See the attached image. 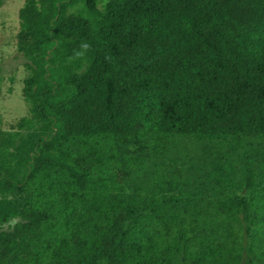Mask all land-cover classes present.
<instances>
[{
    "label": "trees",
    "instance_id": "16d2710c",
    "mask_svg": "<svg viewBox=\"0 0 264 264\" xmlns=\"http://www.w3.org/2000/svg\"><path fill=\"white\" fill-rule=\"evenodd\" d=\"M18 20L0 264H264V163L142 171L177 139L264 142V0H25Z\"/></svg>",
    "mask_w": 264,
    "mask_h": 264
},
{
    "label": "rangeland",
    "instance_id": "374dc122",
    "mask_svg": "<svg viewBox=\"0 0 264 264\" xmlns=\"http://www.w3.org/2000/svg\"><path fill=\"white\" fill-rule=\"evenodd\" d=\"M1 1L0 132L3 135L14 133L16 129H12L11 126L27 115L21 94L23 79L27 72L24 67L25 59L17 52L18 11L25 0ZM149 153V159L142 170L145 177H148L158 166L175 164L181 168L186 177H191L195 181L200 179L204 181L213 165L217 164L230 171L236 178H240L247 169L260 171L264 163V142L258 138H236L214 142L177 139L172 144L153 148ZM4 156L5 153L0 150V158ZM204 195L208 199L212 198L210 193ZM16 222L17 220H13L0 226V232L12 231Z\"/></svg>",
    "mask_w": 264,
    "mask_h": 264
}]
</instances>
